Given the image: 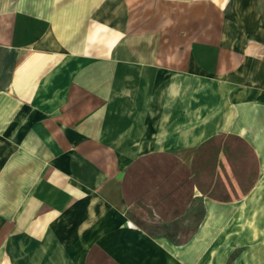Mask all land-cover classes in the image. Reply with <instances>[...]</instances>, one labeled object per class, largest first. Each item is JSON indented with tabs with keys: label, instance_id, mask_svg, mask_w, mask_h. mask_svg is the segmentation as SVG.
Wrapping results in <instances>:
<instances>
[{
	"label": "crops",
	"instance_id": "0c3cea01",
	"mask_svg": "<svg viewBox=\"0 0 264 264\" xmlns=\"http://www.w3.org/2000/svg\"><path fill=\"white\" fill-rule=\"evenodd\" d=\"M0 264H264V0H0Z\"/></svg>",
	"mask_w": 264,
	"mask_h": 264
},
{
	"label": "rangeland",
	"instance_id": "374dc122",
	"mask_svg": "<svg viewBox=\"0 0 264 264\" xmlns=\"http://www.w3.org/2000/svg\"><path fill=\"white\" fill-rule=\"evenodd\" d=\"M200 212H201V209L199 210V213H198V215H197L195 218H193V217H192V219H190V217H189V218H184V219L180 222V225H181V227H182V230H181V227H180V237H179V238H181V240H183V238H184L186 235H188L190 231H192V229H189V228H192V227L195 226L196 221L199 220V218L201 217V216H200V215H201ZM135 218H136L137 222L142 223V222L139 220V218H137L136 216H135ZM168 231H169V230H168ZM172 232H176V229H173ZM176 238L179 239V238H178V235L176 236Z\"/></svg>",
	"mask_w": 264,
	"mask_h": 264
}]
</instances>
